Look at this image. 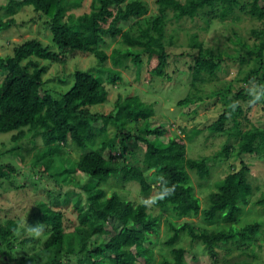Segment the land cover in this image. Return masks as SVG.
<instances>
[{"label": "trees", "instance_id": "1", "mask_svg": "<svg viewBox=\"0 0 264 264\" xmlns=\"http://www.w3.org/2000/svg\"><path fill=\"white\" fill-rule=\"evenodd\" d=\"M80 2L7 0L0 5L5 16H0V32L22 25L14 16L23 7H31L34 15L27 21L41 22L50 30L53 44L62 53H90L101 64L110 58L118 67H122L123 59L128 58L140 66L145 53L148 59H156L152 73L163 76L168 63L167 45H171L174 39V35H169L165 41L168 11L172 12L175 20L183 17L192 19L199 15L207 23L229 19L236 11L257 20L264 18V0H156L158 12L150 16H145L148 7L141 0H91L88 12L75 15L73 10L80 7ZM131 19L134 21L128 28L120 25ZM134 27H137V34L133 33ZM251 33L256 41L252 45L241 42L244 54L238 58L241 62L253 63L241 79L243 85L237 86L234 92V86L229 83L227 87L214 90L205 97L218 96L226 104V108L208 128L227 132L228 138L237 140L240 153L250 154L264 150V122L261 126L253 125L243 130L238 119L243 109L237 101L250 98L251 84L261 85L264 80V27L252 28ZM105 37L120 38L126 48H116L106 54L98 48L105 43ZM188 39V45L197 49L192 68L193 79L201 80L205 74L212 76L220 71L224 56L211 54L203 47L196 33H192ZM39 60L63 62L64 57L34 37L22 40L15 44L10 54L0 56V132L16 131L11 140L17 141L25 136L23 127L38 131L45 147L42 158L60 152L70 140L83 153L73 162L72 168L65 170L67 174L73 170L81 172L89 177L88 182L92 184V179L99 183L111 175L121 183L134 180L139 183L143 195H148L155 188L152 203L158 212L149 213L145 203L133 204L122 200L117 193L107 196L95 184L94 188L84 190L86 207L81 203V198L76 200L77 224L70 233L65 232L61 209L49 206L41 208L42 218L50 227V233L42 242V248L37 253L21 257L20 264H70L72 258H76V264H185V249L179 244L184 236L192 242L201 243L213 264H216L218 251L229 254L231 250L242 249L245 253L258 243L264 222L254 220L241 227L233 226L239 222L242 210L254 191L246 177V165L230 170L219 181L216 191L209 193L208 207L201 208L194 186L190 184L189 171L200 180L207 179L210 174L207 157L188 158L182 135L168 138L164 145L149 140V136L156 138L166 134L162 126L147 127L142 131L129 126L153 115V109L137 96L118 97L114 112H92L89 108L91 105L100 104L108 97L103 77L99 74L76 69L69 89L51 94L44 87L43 75L47 66L40 65ZM100 70L110 75V82L120 79V72L115 68L101 66ZM202 100L205 99L201 95L188 94L177 104L184 106L188 115L194 113L197 106L203 105ZM260 101L264 103L261 97ZM226 120H230L232 132L223 129ZM109 125L113 128L110 135L107 134ZM196 133L198 129L194 128ZM136 141L145 144L140 159L131 146ZM222 149L228 157L231 146L224 145ZM13 172V165L0 164V177H9ZM74 183L78 184L76 181ZM256 203L264 206V196ZM169 214L174 219L201 216L203 226H195L187 221H169ZM162 224L169 231L164 245L169 247L171 256L156 263L149 246L153 243L151 238L158 236ZM17 232L18 225L14 219L0 224L2 260L10 256L17 243L24 245L35 242V239L28 237L14 244Z\"/></svg>", "mask_w": 264, "mask_h": 264}, {"label": "rangeland", "instance_id": "2", "mask_svg": "<svg viewBox=\"0 0 264 264\" xmlns=\"http://www.w3.org/2000/svg\"><path fill=\"white\" fill-rule=\"evenodd\" d=\"M90 1L81 0L80 7L73 10V13L79 15L88 12ZM141 1H144L148 7V13L145 16L158 12L156 0ZM6 2L7 0H0V5ZM33 15L31 7H23L14 16L18 24L21 22L22 25H15L0 32V56L10 54L15 44L22 40L38 38L44 45L50 46L64 57L63 62L39 60L40 65L47 66L43 80L45 89L51 94L56 95L57 92L67 91L73 84L74 71L80 69L101 75L104 86L108 90V97L104 102L89 107L92 112L104 114L114 112L115 101L118 97L124 98L129 95L139 97L142 102L153 109V115L147 120H140L137 124L132 123L129 126L138 127L141 131L147 127L162 126L166 129V134L156 138L149 136L148 139L164 145L168 138L182 135L188 158L207 157L209 159L210 174L207 179L200 180L195 173L189 171L190 184L194 186L201 208L208 207L209 193L216 191L217 184L230 170H237L242 165H246L248 168L246 177L254 191L249 203L242 210L239 222L233 226L241 227L254 220L264 222V206L256 203L264 196V150L252 154L240 153L234 137L228 138L227 132L209 129L208 126L226 108V104L220 101L217 95V97L205 98L212 91L227 87L229 83L234 86V92L237 86L243 85L241 79L253 63L241 62L238 59L241 54H244L241 42L252 45L256 41L251 30L264 27V18L257 20L236 11L229 19L207 23L199 15L192 19L183 17L175 20L172 12L168 11L165 22V41L169 35H174V39L171 45L166 43L168 63L164 75L158 76L152 73V69L156 66V59H148L145 53L142 55L140 66L135 65L128 58L123 59L122 67L115 66L110 58L101 64L90 53L81 51L62 53L53 44L50 30L46 29L41 22L29 23L27 21ZM0 16L5 18L1 9ZM133 21L134 19H131L120 25L128 28ZM133 33L137 34V27H134ZM192 33L197 34L198 40L211 54L220 53L225 58L220 71H216L212 76L205 74L201 80L193 79L192 68L197 49L188 45V38ZM98 48L110 54L116 48H126V45L118 37H105V43ZM101 66L118 70L120 79L110 82V75L100 72ZM1 79L2 71H0V81ZM188 94L201 95L205 100L201 101L203 105L197 106L194 113L186 115L184 106H179L177 102ZM249 94L252 99L240 98L237 101L243 109V113L238 117L243 130L253 125L261 126L264 122V103L260 101V97L264 100V80L261 85L251 84ZM223 125V129L228 132L233 131L230 129V120H226ZM194 128L198 129V133L194 134ZM23 129L26 130L25 136L17 141L11 140L12 134L16 131L0 132V164L9 163L15 168V172L9 177H0V224H4L8 219H14L17 223L18 232L16 239L13 240L14 244L28 237L35 239V242L24 245L17 243V246L10 251V256L5 257V261L0 257V264L6 262L7 264H20L21 257L37 253L42 248V242L50 233V227L45 223L41 214V208L44 206L61 209L64 215L65 232H72L77 224L78 212L75 202L81 198V203L86 207L84 190L95 184V187L103 189L107 196L117 193L122 200H128L133 204L145 203L149 213L158 212V208L152 203L156 194L155 188H152L148 195H143L140 192L139 183L134 180L121 183L111 175L107 180L99 183L92 179L94 183L92 184L88 182L89 177L81 172L73 170L67 174L65 170L72 168L73 162L83 152L76 149L68 140L60 152L42 158L45 147L41 134L35 130H27V127ZM112 131L113 128L109 125L107 134L110 135ZM133 145H131L132 149L140 159L145 150V144L136 141ZM224 145L231 146L228 157L223 154ZM105 155L108 156V152ZM47 161L49 163L46 166ZM75 181L78 184H75ZM168 219L177 223L187 221L195 226H203L201 216L174 219L169 214ZM230 227L231 225L227 228ZM168 233L166 225L162 224L158 236L151 238L153 243L149 247L156 263L164 258L169 259L171 256L169 247L164 245ZM179 244L185 249V264H213L212 259L198 241L192 242L184 236ZM241 250H231L229 254L218 251L216 261L225 264L247 261H251L252 264H264V226L258 243L245 253ZM70 264H76V258H72Z\"/></svg>", "mask_w": 264, "mask_h": 264}, {"label": "flooded vegetation", "instance_id": "3", "mask_svg": "<svg viewBox=\"0 0 264 264\" xmlns=\"http://www.w3.org/2000/svg\"><path fill=\"white\" fill-rule=\"evenodd\" d=\"M5 259H6V258L4 257L3 260L5 261ZM4 263H5V262H4Z\"/></svg>", "mask_w": 264, "mask_h": 264}, {"label": "water", "instance_id": "4", "mask_svg": "<svg viewBox=\"0 0 264 264\" xmlns=\"http://www.w3.org/2000/svg\"><path fill=\"white\" fill-rule=\"evenodd\" d=\"M5 264H7V262Z\"/></svg>", "mask_w": 264, "mask_h": 264}]
</instances>
